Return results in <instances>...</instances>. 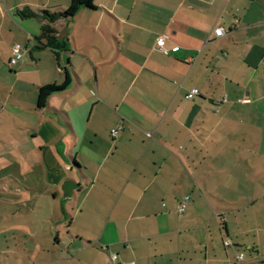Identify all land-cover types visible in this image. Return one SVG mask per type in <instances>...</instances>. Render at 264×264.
<instances>
[{
    "label": "crops",
    "instance_id": "obj_1",
    "mask_svg": "<svg viewBox=\"0 0 264 264\" xmlns=\"http://www.w3.org/2000/svg\"><path fill=\"white\" fill-rule=\"evenodd\" d=\"M18 6L0 24V264H249L264 242V0H94L27 30ZM19 36L30 62L10 60ZM50 38L65 47L33 50Z\"/></svg>",
    "mask_w": 264,
    "mask_h": 264
},
{
    "label": "trees",
    "instance_id": "obj_2",
    "mask_svg": "<svg viewBox=\"0 0 264 264\" xmlns=\"http://www.w3.org/2000/svg\"><path fill=\"white\" fill-rule=\"evenodd\" d=\"M81 9H89L94 10V0H71L70 4L68 6L67 12H60V13H49V12H40V13H34L29 8H24L22 11L18 12V15L23 19H41L46 21L48 24H53L59 19H70L72 18L78 11ZM50 29H46L47 34L50 33ZM65 47V44L62 42L56 41L55 38H50V40L44 44L41 43L39 40L36 41V45L33 48L34 51H41L46 48H53V49H63ZM66 73V72H65ZM65 80L64 82L57 86V85H48L45 87H42L38 91V108H43L46 105V101L48 97H50L53 94L60 93L65 91L70 84V78L65 74Z\"/></svg>",
    "mask_w": 264,
    "mask_h": 264
},
{
    "label": "rangeland",
    "instance_id": "obj_3",
    "mask_svg": "<svg viewBox=\"0 0 264 264\" xmlns=\"http://www.w3.org/2000/svg\"><path fill=\"white\" fill-rule=\"evenodd\" d=\"M28 1L29 0H0V24H2V22H3V13L5 14V9L6 8H11L13 5L16 6V5L19 4V6L17 7V8H19L18 12L22 11L24 8H29L32 12L36 13L37 11H36L35 8H33V4H30L32 6L31 7L30 5H28L29 4ZM23 2H24V4H23ZM67 9L68 8H66V10H64V12H67ZM43 11L44 12H48V10H43ZM9 14L12 15V17L14 16L13 20L15 22H18L19 24L21 23V25L24 26L25 29L27 28V26H29L30 28H35L36 27V24H37L36 20L35 21L33 19H31V20H22L21 18H19L20 16L15 15L16 11H14L13 14H11V13H9ZM20 38H23V37L19 36V38L17 40V42H18L17 44H19L22 47V52H23L24 49H25V44L26 43H25L24 39L21 40ZM14 45H16V44H14ZM25 61L30 62L29 56H26L25 59L23 58L21 63H24ZM29 65H31V64H29ZM5 69H6V67H5ZM57 86H59V85H57ZM258 186H260V190L264 191V169L262 170L261 174H259ZM252 239H253L252 235H249L248 241H251ZM261 244H262V246L260 247L261 249L259 250V253L257 255L251 254L249 252L248 249H250L251 245L246 247L247 250L242 251V253H243L242 256H244V258L247 261V263L251 264V263H254V261H255L257 264H264V242L261 241ZM252 258H254L255 260L252 259Z\"/></svg>",
    "mask_w": 264,
    "mask_h": 264
},
{
    "label": "built area",
    "instance_id": "obj_4",
    "mask_svg": "<svg viewBox=\"0 0 264 264\" xmlns=\"http://www.w3.org/2000/svg\"><path fill=\"white\" fill-rule=\"evenodd\" d=\"M224 31L222 29H217L215 30V34L216 36H221L223 35ZM165 41H166V37H160L158 40H157V47L158 49L164 54V55H168V50L165 48ZM23 59V52H22V47L19 45V44H16L12 47L11 49V62H20L21 60ZM195 94L194 91H191L189 95L186 96L187 99L190 98L191 95ZM116 133L117 131L116 130H112L111 131V136L112 137H115L116 136ZM185 206L184 204H181L177 210L178 212L182 213L183 210H184ZM115 256L112 255L111 257V261H114L115 260ZM239 260H242V256H239L238 257ZM133 264V263H131Z\"/></svg>",
    "mask_w": 264,
    "mask_h": 264
},
{
    "label": "water",
    "instance_id": "obj_5",
    "mask_svg": "<svg viewBox=\"0 0 264 264\" xmlns=\"http://www.w3.org/2000/svg\"><path fill=\"white\" fill-rule=\"evenodd\" d=\"M69 192H71V191H69ZM70 194V193H69Z\"/></svg>",
    "mask_w": 264,
    "mask_h": 264
}]
</instances>
